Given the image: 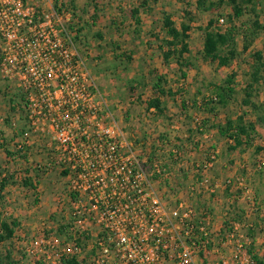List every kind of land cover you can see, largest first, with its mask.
<instances>
[{
  "label": "built area",
  "instance_id": "built-area-1",
  "mask_svg": "<svg viewBox=\"0 0 264 264\" xmlns=\"http://www.w3.org/2000/svg\"><path fill=\"white\" fill-rule=\"evenodd\" d=\"M49 2L45 10L37 0H0V79L23 96L16 143L44 140L68 205L55 231L32 238V257L42 264H257L246 224L237 218L215 234L207 199L195 205L196 195L219 187L208 177L213 153L193 164L189 183L172 186L168 163L180 165L182 153L170 150L167 160L159 143L150 150L123 133L90 71L88 47L70 30L69 7ZM243 181L237 185L250 193Z\"/></svg>",
  "mask_w": 264,
  "mask_h": 264
},
{
  "label": "rangeland",
  "instance_id": "rangeland-1",
  "mask_svg": "<svg viewBox=\"0 0 264 264\" xmlns=\"http://www.w3.org/2000/svg\"><path fill=\"white\" fill-rule=\"evenodd\" d=\"M150 2V5L147 7L150 15H155V18H158L160 22H162L163 15L160 16V13H164L171 17L172 21L175 23L176 27L179 28L181 24L186 23L190 26L191 30L188 32V44H189V55H184V60L188 62L185 69L183 71L187 72L188 80L182 81L180 78L179 70L175 66L174 63L172 64H162L159 60V54L158 47L154 48L152 46H149L154 50L155 52L151 53L149 58L147 56H139L136 54V56H133L132 51L129 49L128 45L121 44L110 47H105L107 49V53L109 56H106L104 51H100L99 47L97 46H91L86 43L88 48L92 47L95 51L92 52L95 53V57L93 59L95 60L96 64L93 62L94 60L92 58H89L87 61L88 66L90 68V71L93 75L95 74L94 80L96 81L97 85L107 93V97L105 96L103 92V96L105 97L108 106L110 107V111L112 113L113 119L115 120L116 124L119 128L123 131V133L129 137V139H132L135 144H138L139 141H143V135H141V138H137L133 135L131 138V131H134L136 127L142 124L143 120H148L146 123H150L152 117V112H146L145 109L144 114L141 113V105L143 104V101L141 99V95L138 91L134 92V94H126V90L128 89V84L131 80V76L137 75L136 79L143 77V85L145 87L149 86L150 82H154L155 76L152 78L150 75L147 74L148 71L156 70L160 75H166L170 76V78L165 79V89L169 90L171 94L176 95V102L179 103L183 101H186L188 103H193L197 101H201L202 98H208L212 96V93L214 89L218 86H221L224 84V81L226 78L231 74L235 73L237 75L236 82L237 84H240L244 81H248V77L245 78L243 76L244 71L249 72V64L252 63V55L255 52H261L262 55H264V0H256L254 11L250 10L251 6H243L244 12L242 16L238 19L229 20L228 16L232 15L231 8L228 6H224L219 9H197L196 8V1L197 0H148ZM157 3V4H156ZM163 3V4H162ZM161 9H165L161 10ZM257 16V17H256ZM223 19L224 23L222 26L217 25L218 19ZM209 20H213V26L210 28L211 31H219V32H225L228 29H235L232 35V38L234 39L236 50L238 52V58H236L230 67H219L217 65V61L214 60H204L202 56L203 51V39H204V29L207 25V22ZM254 20H257V22L263 27V29L260 31V35L257 36L253 42L251 43V46L248 48L246 52H243V46H244V40L242 37L241 32L243 29H251L252 23ZM71 27L73 29L79 28L70 23ZM242 29V30H241ZM201 31V32H200ZM118 34L121 33L119 36H127L125 33V30H118ZM153 35H158L159 38L165 37L164 30L163 29H157L155 32H144L143 37H149L153 38ZM81 36L83 40H85L84 35L81 33ZM86 41V40H85ZM147 47V49H151ZM116 51V56L122 55L121 61L114 60V55H111L110 52L113 51V49ZM146 47H142V49H145ZM118 49V50H117ZM157 49V50H156ZM114 51V52H115ZM140 52V51H138ZM143 52V51H142ZM141 53V52H140ZM158 55V56H157ZM127 57L131 59V61L127 60ZM91 60V61H90ZM148 70V71H147ZM165 72V73H164ZM150 74V73H149ZM148 76V78H147ZM163 77V76H162ZM147 78V79H146ZM4 83V84H3ZM7 85L11 89V91H7L6 96L1 93L4 92L3 87L4 85ZM148 84V85H147ZM12 85L3 82L0 79V87L3 90L0 93V125L1 123H4L6 120L9 122L12 120L13 112H11L9 102L12 105L15 106V109L17 111L15 112L17 117L23 118L22 113V94L17 92L16 90H13L14 87H10ZM193 88V90L191 89ZM236 87H238L236 85ZM117 93L120 95L122 92L125 96V98H119L116 99V97H111L110 99V90H116ZM264 89V83H262L260 88V96L262 93V90ZM173 90V91H172ZM15 91V92H14ZM240 91V90H238ZM125 92V93H124ZM114 93V92H113ZM150 96V95H149ZM167 97H170L167 95ZM243 97L242 91L235 93V100L231 104H233V107L235 106L234 103L239 104L241 98ZM170 100L175 101L174 99L170 98ZM169 100V101H170ZM116 101V102H115ZM167 101V100H166ZM254 101V100H253ZM172 103V107H176L175 102ZM21 107H18L17 104ZM18 107V108H17ZM194 109V108H193ZM237 108L228 110L229 113L236 112ZM220 111V110H219ZM198 112L196 109L193 110L194 116L198 117ZM239 112V111H237ZM242 112L245 114L244 110ZM140 113V114H139ZM15 114V115H16ZM14 115V116H15ZM142 115V117H141ZM193 116V114H191ZM226 113L221 110L220 113L218 112V121H221L220 124L224 121ZM173 119V117H170ZM190 119V118H189ZM191 123L192 121H190ZM145 123V122H144ZM194 123V122H193ZM23 126V124H22ZM1 127V126H0ZM4 127V126H3ZM260 129V128H259ZM263 130V127H261V131ZM1 131V130H0ZM156 131V130H155ZM264 132V131H263ZM157 133V132H154ZM264 133H261V139L264 138ZM10 136V134H9ZM8 136V137H9ZM146 136V135H145ZM150 137V150H156L155 142H158L162 147L161 151L163 153V156L166 157L167 160H169V151L177 149L178 151L182 152L181 146L177 144V139L174 137L170 140L167 137L162 136V134H153ZM160 137V138H159ZM141 139V140H140ZM163 139V140H162ZM44 143V140L36 141L33 140V143L30 142L28 144V147L30 148V153H28V156L26 160L23 161H17L16 164L11 165L10 169L13 171H16V179L17 182H19L20 178L24 177V175H33L32 170H36L38 168V165H40V171L38 172V179H33V183L36 184L37 190L35 192L31 190L26 191H20L17 189L10 190L9 188L5 191L4 196L6 197V205L0 206V214L2 215V219H7V217H14L21 219V226L16 230V235L14 239H11L9 241L4 242L3 244H0V253H4L5 251L9 250L12 253L13 259H20V256L24 259L23 264L30 263V260H32V253L33 251L31 240H32V231L39 232V231H48V229L52 228L56 224L61 225L64 222L65 214L68 212V205L65 198V191H64V180L63 178L58 174V171L56 169H53L52 166H48L49 160L46 156V153L43 151V148L41 147ZM222 145V144H221ZM223 146L224 143H223ZM11 147V146H10ZM9 147V148H10ZM207 155L210 153H215L218 156L217 152H211L208 150ZM216 157V156H215ZM6 161H8L5 158V155L2 150H0V165L4 168L6 167ZM217 161V158H214V161L212 163V167L215 164L214 162ZM261 161H264L263 157H255L252 159L249 164L247 165L252 171L256 170L257 164ZM175 167L177 166L176 163L169 161L168 167ZM256 172H259L256 170ZM264 172V170H263ZM173 174V172H172ZM182 178L183 176H179ZM208 177L211 179V181H217L215 178H213L210 173ZM244 179L243 185L251 189V193L253 189L252 185L247 181L245 176L239 177V180ZM185 180V179H184ZM238 183V182H237ZM240 183V182H239ZM219 184V183H218ZM11 185V184H10ZM17 187L18 184H16ZM15 187L13 186H10ZM239 188H241L239 186ZM217 189L214 191L216 194ZM200 195V194H199ZM217 195V194H216ZM254 195V194H253ZM202 200L204 201L206 197L205 194H202ZM234 198V197H232ZM235 199V198H234ZM233 199V200H234ZM34 201H37L36 204H34ZM53 221H52V219ZM54 228V227H53ZM56 228V227H55ZM55 228L53 229L55 231ZM50 231V230H49Z\"/></svg>",
  "mask_w": 264,
  "mask_h": 264
},
{
  "label": "crops",
  "instance_id": "crops-1",
  "mask_svg": "<svg viewBox=\"0 0 264 264\" xmlns=\"http://www.w3.org/2000/svg\"><path fill=\"white\" fill-rule=\"evenodd\" d=\"M51 1L53 2V0ZM37 2L45 10L51 7V5H49V0H37ZM58 2L63 3L64 5H67L69 7V11L72 14L71 23L79 28L80 38H82L81 33L84 35V38L86 40H83L84 44L86 45V43H88V45L99 47V50L104 51L106 53V56H109V54L107 53V49L105 48L106 46L116 47L121 43L128 45L129 49L133 53V56H136L137 54L139 56L144 55L149 58L151 53L155 52L149 46L157 48L158 45L161 44V40L164 39V37H161L160 39H155L154 37H143L144 32H155L157 29L164 30L163 22H160L158 18H155V15H150L152 11L149 13L150 10L148 11L147 9V7L150 5V2L148 0H58ZM143 3L145 4L142 5ZM161 10L165 11V9ZM161 15H164V13H160V16ZM169 18L172 21L171 17ZM118 30H125L127 36H119L121 35V33L118 34ZM98 36H101V38H98ZM166 40H170V38H166ZM142 47L146 48L142 49ZM147 47L151 49H147ZM88 49L90 51V58L93 59L96 54H93L92 52H94L95 50L92 47ZM114 51L115 50L113 49L110 54L114 55L113 59L115 60L117 54L116 51ZM138 51H140L141 53ZM158 57L161 61L160 63L165 65L174 63L177 67L174 58H170L167 63H164L161 59L160 54ZM92 63L93 65L94 63L96 64L95 60L91 62V64ZM151 71H153L154 73ZM151 71L147 72V74L150 75L151 78L154 75L160 77L163 76L162 78L165 79L170 78V76L160 75L156 70ZM183 72L185 74V78L181 80L187 81V72ZM93 75L95 76L94 73ZM136 76L137 75L129 77L131 78L130 81H136L143 78L140 77L136 79ZM243 76L247 78L248 71H244ZM149 82V86L146 87L145 85L143 90L139 89V93L141 95L140 97L143 101V104L140 108L141 111L145 109L146 112H152V119L150 123H146L148 120H143L142 124L139 125V130L137 126L134 131H131V138L133 137V135L137 138H141L140 136L143 135V141L141 142L147 145L150 143V137L147 136H152L153 134H162V136L167 137L169 140L173 137L177 139L176 143L181 146L180 148L182 150L181 153L183 155V160L180 165L175 166L173 170H171L173 171V175L170 181L172 186L180 188L184 187L186 183H189L191 181V177H194L192 171L193 164L203 162L208 156L206 152L211 149V147H213L214 151L218 153V156L217 161L214 162L215 164L210 168L209 173L218 181L219 187L216 191L217 195L214 193L211 196H206L203 198L207 199L209 206L212 209L213 228L215 234H219L222 231L221 229H223V227L226 229L229 228L232 221L239 218L244 224L247 225V227L243 229V234L251 239L250 250L251 253L254 254L256 263L264 264V172H256V170L252 171L247 166L249 162L255 157L264 158V138L262 137L261 139L260 137L261 133H264V125L258 124L255 126L256 135L253 139V144L251 147L246 148L245 145H241L236 149L229 151L227 147L232 146L233 143L228 139L221 138L216 128L212 127L210 129L204 130L202 133H198L196 130V126L199 125L200 121L203 119H207L209 121L208 125L210 126L220 123L221 121H218V115L217 117H213L211 113L200 111L198 112V117H195L193 113V110L195 108L193 107L194 105L192 102L182 103L181 100L178 105V102H176V95H174L173 97L160 95L153 88L152 81ZM246 83L247 81H244L240 84L236 83L238 87L235 86V93L242 91ZM10 87H14L13 90H16L15 86L12 85ZM138 88L139 87H136L132 92H129L127 89L126 92L128 93L126 94H134V92L138 91ZM191 89L193 90L192 87ZM3 90L4 92L1 93ZM3 90L0 87V93L2 95L4 94L5 96L6 93L11 91V89L7 87L6 84L4 85ZM103 92L107 97V93H105L104 90ZM259 93L255 98H252V100H254L253 105L255 106H258L260 104L264 105V89L262 90L261 96ZM109 94L110 99H112L113 97H116V99L125 98L124 96L126 95H124L122 92L119 95L117 93V88L115 91L110 90ZM170 98L175 100V108L172 107L171 102H173V100H170ZM153 99L159 100L160 111H157L154 107H149V102ZM241 100L239 104L234 103V107L233 104L230 103L225 108L217 109L219 113L221 110L226 113L223 119L224 121L221 124H224L227 119L236 120L239 116L244 114L242 110H244L245 112V116H243V120L245 122H253L255 120V115L251 109V106H244L243 104H241ZM7 103H9V105L14 108V112L12 113L13 117L9 122L1 123L0 130L3 133L6 141L12 146V144H15L17 142L19 133L24 131V120L22 117H17L18 114L15 113L17 111V109H15V106L12 105L10 101ZM196 103L197 105H199L198 101ZM182 105L186 106V110L183 111ZM17 106L21 107L19 103L17 104ZM234 108H237L235 109L236 112H228V110ZM141 113L144 114V111H142ZM191 114H193V116ZM170 117H173V119ZM187 119L192 122L188 123L189 121ZM261 127H263L262 131ZM156 143L158 142H155V146ZM223 143L225 146H223ZM257 148H259V150H257ZM5 158L8 160L5 162L7 165L5 168L0 165V170L5 169L9 172H14L10 169V167L11 165L16 164L19 159L11 161L6 156ZM179 176L183 177L180 178ZM241 176H245L247 181L252 185L254 189L252 190L253 193H251V189L250 193H244L242 189L239 188L237 182L239 181V177ZM10 186L13 185L8 184L1 192L3 199L0 202V206L6 205V202L8 203V201L5 200L6 197L4 196L5 191L8 188L10 190H22V188L17 187L16 184H14L15 187L11 188ZM179 197L185 198L184 193L181 192L179 194ZM232 197H234L235 199L232 200ZM251 198L254 202L253 204H251ZM201 201V195H196L195 205L197 207L201 205ZM0 216L2 217L1 214ZM19 220L21 222V219ZM35 234H37V232L32 231L31 238H34ZM213 241V246L217 247L216 235L214 236ZM21 256L19 260L23 264L25 258L22 257L21 259ZM32 258L33 259L30 260V263L28 264H39L40 261H37L39 257L33 256ZM211 260L216 261L213 255H211Z\"/></svg>",
  "mask_w": 264,
  "mask_h": 264
},
{
  "label": "trees",
  "instance_id": "trees-1",
  "mask_svg": "<svg viewBox=\"0 0 264 264\" xmlns=\"http://www.w3.org/2000/svg\"><path fill=\"white\" fill-rule=\"evenodd\" d=\"M256 0H197L196 8L197 9H219L224 6H228L231 8L232 15L228 16L229 20L238 19L242 16L244 12L243 6H251L250 10L254 11ZM143 3L142 5H144ZM56 8V4H54ZM72 9V8H71ZM163 26H164V39L161 40V44L158 45V51L160 52L161 59L164 63L170 58H174L180 78L184 79L185 74L183 69H185L188 62L184 60V55H188L189 53V44L187 35L191 30L190 26L186 23L180 25L179 28H176V25L173 21L170 20L169 16L163 15ZM257 17V16H256ZM214 21L209 20L204 29V39H203V51L202 56L204 60H216L217 65L219 67H230L232 62L238 58V52L236 50V45L234 39L232 38L234 28L228 29L225 32L219 31H211L210 28L213 26ZM71 27V26H70ZM263 27L254 20L252 23L251 29H243L241 32L243 37L244 46L242 51L246 52L248 48L251 46L253 40L260 35V31ZM72 30V27L70 28ZM242 30V29H241ZM78 36L80 35V30L77 29ZM155 39H160L158 35L151 34ZM101 38V36H98ZM166 38H170V40H166ZM114 49V48H112ZM122 55H118L115 57L116 60L121 61ZM127 60L130 61V58L127 57ZM186 64V65H185ZM153 72V71H151ZM154 73V72H153ZM235 78L236 74L231 73L224 84L218 86L214 89L211 97L202 98L197 105L196 102H193V107L197 111H203L205 113H211L213 117H217L218 108H225L230 103L235 100ZM262 83H264V55L261 52H255L252 55V63L249 64V72H248V81L242 90L243 98L241 100V104L244 106H251V109L255 115V120L253 122H245L243 120V116L245 114L239 116L236 120L227 119L224 124H214L213 126L208 125V120L203 119L200 121V124L196 126V130L198 133H202L204 130L210 128H216L218 134L221 138H225L230 140L233 145L228 146L227 149L234 150L238 146L245 145L246 148H249L253 144V139L256 135L255 126L256 125H264V105L260 104L258 106L253 105L252 98H255L261 88ZM165 80L160 76H155V80L153 82V88L155 91L163 96L173 97L169 90L165 89ZM136 87L144 88L143 78L130 81L128 84V91L132 92ZM10 102H12L10 100ZM187 101H183L182 103H186ZM149 107H154L157 111H160V102L158 99H153L149 102ZM183 111L186 110V106L182 105ZM11 112H14V108L10 107ZM5 122H8L7 120ZM24 130V128H23ZM6 141L3 136V133L0 131V150L3 151L4 155L14 161L19 159L21 161L26 160L28 153H30V148L28 145H22L15 143L12 146ZM10 147V148H9ZM211 152H215L214 148L211 147L209 149ZM259 150V148H257ZM214 158H217V155L213 153ZM216 156V157H215ZM40 170H32L33 175H24V177L20 178L19 182H17L16 174L14 172H9L5 169L0 170V202L3 199L1 192L8 184H18L19 187L22 188V191L31 190L35 192L37 190L36 184L33 183V179H38V172ZM37 201H34L36 204ZM52 219V218H51ZM53 221V219H52ZM21 223L18 218L7 217V219H2L0 216V244H3L6 241L15 238V232L18 228H20ZM65 227L59 226L56 229V233L58 236L64 235ZM23 256V255H22ZM21 256V259H22ZM25 258V257H24ZM73 261V260H71ZM72 262L66 261L64 264H71ZM0 264H22L20 260L13 259L11 251L7 250L3 254L0 253ZM41 264V263H39Z\"/></svg>",
  "mask_w": 264,
  "mask_h": 264
}]
</instances>
